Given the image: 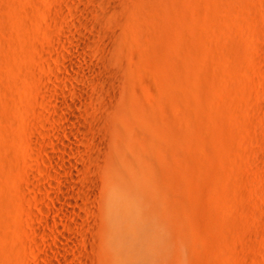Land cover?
Returning <instances> with one entry per match:
<instances>
[{
    "label": "rangeland",
    "instance_id": "rangeland-1",
    "mask_svg": "<svg viewBox=\"0 0 264 264\" xmlns=\"http://www.w3.org/2000/svg\"><path fill=\"white\" fill-rule=\"evenodd\" d=\"M135 172L139 264H264V0H0V264H116Z\"/></svg>",
    "mask_w": 264,
    "mask_h": 264
},
{
    "label": "bare ground",
    "instance_id": "bare-ground-1",
    "mask_svg": "<svg viewBox=\"0 0 264 264\" xmlns=\"http://www.w3.org/2000/svg\"><path fill=\"white\" fill-rule=\"evenodd\" d=\"M114 3V2H113ZM111 5V4H110ZM109 5V6H110ZM108 6V7H109ZM113 11V10H112ZM114 12V11H113ZM118 13V12H117ZM120 13V12H119ZM115 37V36H114ZM110 42V41H109ZM106 45V44H105ZM113 45V44H112ZM111 45V46H112ZM105 48V47H104ZM112 49V48H111ZM110 49V50H111ZM107 50V49H106ZM103 51H104V49H103ZM102 51V53L104 54V52ZM107 52V51H106ZM105 55V54H104ZM106 55H107V53H106ZM112 55V54H111ZM102 60V59H101ZM99 64V63H98ZM101 65V64H100ZM103 65V64H102ZM99 66V65H98ZM100 67V66H99ZM110 67V66H109ZM71 68V67H70ZM108 67H106V69H107ZM111 68V67H110ZM105 69V68H104ZM71 70V69H70ZM87 70V69H86ZM85 70V71H86ZM98 70V69H97ZM107 71L109 72V70L107 69ZM76 72V71H75ZM84 72V71H83ZM96 72H98V71H96ZM105 72V71H104ZM107 72V73H108ZM79 73V72H78ZM77 72H76V75L78 74ZM75 74V73H74ZM88 74H89V72H88ZM94 74V73H93ZM93 74H91V75H93ZM104 74V73H103ZM110 74V73H109ZM115 74V73H114ZM90 75V74H89ZM108 75V74H107ZM78 76V75H77ZM76 76V77H77ZM83 76V75H82ZM82 76H80V79H82L83 77ZM103 76V75H102ZM116 76V75H115ZM82 77V78H81ZM86 77V76H85ZM96 78H97V75L95 76ZM104 77V76H103ZM79 78V77H78ZM93 78V77H92ZM96 78H95V80H96ZM88 79V78H87ZM90 79V78H89ZM94 79V78H93ZM100 78H99V75H98V78H97V81L99 80ZM108 79V78H107ZM113 79V78H112ZM84 80V79H83ZM103 80H104V78H103ZM88 81V80H87ZM101 81V80H100ZM105 81V80H104ZM107 81V80H106ZM91 82V81H90ZM87 83V82H86ZM93 83V82H92ZM106 83V82H105ZM108 83V82H107ZM113 84H114V82H112ZM102 84V83H101ZM110 84V83H109ZM70 85V84H69ZM97 85H98V83H97ZM100 86V85H99ZM106 86V85H105ZM108 86V85H107ZM112 86V85H111ZM70 87H72V86H70ZM105 88V87H104ZM114 88V87H113ZM71 89V88H70ZM106 89V88H105ZM104 89V90H105ZM108 90V89H107ZM113 90V89H112ZM116 90V89H115ZM100 91V90H99ZM98 91V92H99ZM108 91H110V90H108ZM114 91V90H113ZM105 93V92H104ZM103 93V94H104ZM113 93H115V92H113ZM97 95L99 96V94L97 93ZM101 95V94H100ZM85 103V102H84ZM60 104V103H59ZM59 106V105H58ZM63 106V105H62ZM106 106V105H105ZM101 107V106H100ZM104 107V106H103ZM108 108H109V106H108ZM98 109H99V107H98ZM94 110H95V108H94ZM104 110V109H103ZM97 111V110H96ZM101 111V110H100ZM98 112V111H97ZM101 113V112H100ZM103 114V113H102ZM94 115H96V114H94ZM96 117V116H95ZM69 119V118H68ZM71 121V120H70ZM100 121V120H99ZM73 122V121H72ZM101 124H102V122H101ZM104 124V123H103ZM105 125H106V123H105ZM71 126H72V124H71ZM74 126V125H73ZM98 126V125H97ZM108 126V125H107ZM111 126V125H110ZM105 127V126H104ZM75 128H76V126H75ZM97 128V127H96ZM102 129V128H101ZM105 129V128H104ZM108 129V128H107ZM96 132V131H95ZM108 132V131H107ZM64 135H66L65 133H63ZM99 134V133H98ZM93 136V135H92ZM67 137V136H66ZM104 137V136H103ZM102 138V137H101ZM94 139V138H93ZM95 141H96V143L95 144H97V146L99 147V149L101 150V148H105V146H104V144L105 143H103L104 141H102L101 139H99V138H96L95 139ZM107 144V143H106ZM64 146V145H63ZM96 146V147H97ZM104 146V147H103ZM95 147V148H96ZM66 148H68V146H66ZM107 148V147H106ZM65 149V148H64ZM95 150V149H94ZM135 150H137V149H135ZM67 151H68V149H67ZM90 151H91V149H90ZM90 151H89V153H90ZM103 151V150H102ZM107 151V150H106ZM95 152H96V150H95ZM98 152V151H97ZM100 152V151H99ZM93 153V152H92ZM91 154V153H90ZM100 154V153H99ZM101 154H102V152H101ZM139 154V153H138ZM63 155V154H62ZM92 155V154H91ZM93 155H95V154H93ZM115 155V154H114ZM132 155V154H131ZM134 155V154H133ZM58 156V155H57ZM56 156V157H57ZM65 156H70V153L69 152H66L65 153ZM122 155L120 154V157H121ZM124 156V155H123ZM61 158L63 157V156H60ZM60 157H58L57 159L59 160V158ZM94 157V156H93ZM125 157V156H124ZM139 157H140V155H139ZM144 157V156H143ZM60 158V160L62 161V159ZM98 158V157H97ZM101 158H102V156H101ZM134 158V157H133ZM91 159V158H90ZM96 158L94 157V160H95ZM126 159V158H125ZM87 160V159H86ZM92 160H93V158H92ZM115 160V159H114ZM122 160V159H121ZM137 160V159H136ZM139 160H140V158H139ZM97 161V160H96ZM126 161V160H125ZM100 162V161H99ZM102 162V161H101ZM122 162V161H121ZM141 162H142V160H141ZM106 163V162H105ZM111 164H113V163H111ZM130 164V163H129ZM92 165V164H91ZM96 165V164H95ZM97 165H98V163H97ZM105 165V164H104ZM139 165H140V163H139ZM63 166V168H61V169H63V172H67L68 171V173H70V168L69 167H67V166H65V165H62ZM61 166V167H62ZM99 166V165H98ZM101 166V165H100ZM128 166V165H127ZM93 167H95V166H93ZM97 167V166H96ZM96 167H95V169H96ZM143 167H144V165H143ZM90 168V167H89ZM100 168V167H99ZM122 168V167H121ZM95 169H93V170H95ZM97 169H98V167H97ZM113 169H115V168H113ZM125 169H127V167L125 168ZM103 170V169H102ZM134 170V169H133ZM139 170V169H138ZM142 170V169H141ZM96 171V170H95ZM94 171V172H95ZM117 171H119V170H117ZM130 171V170H129ZM135 171V170H134ZM42 173H44V171L42 172ZM100 173V172H99ZM121 173V172H120ZM127 173V172H126ZM141 173V172H140ZM44 174H46V172L44 173ZM132 174V173H131ZM126 175V174H125ZM135 175H136V172H135ZM132 176V177H130V178H126L125 176V178L124 179H122L121 181H118V182H115V183H110V185H109V188L106 190V192L104 193V203H105V207H106V210L108 211V212H110V214H111V216H113V223H111V224H109L108 223V225H110L111 226V234H109V239H110V243L112 244H108V246L110 247H113V248H117L116 249V253L114 254L113 252V256L114 255H116L117 257V259H115V260H117V263L116 264H139L140 262H139V260H140V258H139V254H140V252H139V248L140 247H143L142 246V244L141 243H143L144 241L143 240H141V239H139V232L141 231L140 230V224H142L141 222L144 220L143 219V217L142 216H144V213L142 214V211H144L143 210V208H142V211H141V204H140V202L137 204V202L138 201H140L139 200V192L137 191V189H142V190H146L147 188H148V186H149V183L147 182V180H145L144 178H140L141 176L139 175V176ZM47 176V175H46ZM111 177H113V176H111ZM119 177V176H118ZM99 178V177H98ZM114 178V177H113ZM115 178H117L116 176H115ZM123 178V177H122ZM109 179V178H108ZM102 180V179H101ZM106 180V179H105ZM109 180H111V179H109ZM108 180V181H109ZM61 185L63 184L64 186H66L67 184H68V181H67V179L66 178H63L61 181ZM102 183V182H101ZM100 183V184H101ZM60 184V183H59ZM91 184V190L93 191V193H95L98 189V184H97V182H93V183H90ZM62 185V186H63ZM108 185V184H107ZM153 186V185H152ZM105 187V186H104ZM57 188H59V186L57 187ZM59 190L62 192V191H64V187H60L59 188ZM148 190V189H147ZM154 190V189H153ZM57 199H59L58 197H56ZM61 201V200H60ZM147 203V202H146ZM140 204V205H139ZM139 205V206H138ZM147 205H149V204H147ZM148 207V206H147ZM145 208V207H144ZM150 209V208H149ZM147 210V209H146ZM153 210V209H152ZM156 214V213H155ZM104 215V214H103ZM108 217H109V214H108ZM105 218V217H104ZM146 218V217H145ZM109 220V219H108ZM140 220H142V221H140ZM110 221V220H109ZM146 222H147V220H145ZM150 221V220H149ZM106 222V221H105ZM152 222H154V221H152ZM160 222V221H159ZM104 223V222H103ZM156 223V222H155ZM154 223V224H155ZM145 224H148V223H145ZM144 224V225H145ZM143 225V226H144ZM152 225V224H151ZM142 226V227H143ZM156 226V225H155ZM154 226V227H155ZM109 227V226H108ZM145 227V226H144ZM107 228V227H106ZM109 229V230H110ZM155 229V228H154ZM140 230V231H139ZM152 230V229H151ZM157 231V230H156ZM158 231L160 232V230L158 229ZM141 232H143V230L141 231ZM144 232H146L145 230H144ZM148 232V231H147ZM162 232V231H161ZM154 233H156V232H154ZM157 234V233H156ZM155 234V235H156ZM140 235H143V233L142 234H140ZM146 236V238H147V234H145ZM154 236V235H153ZM155 237H157V236H155ZM142 238H144V237H142ZM151 238H152V235H151ZM108 239V240H109ZM140 240H141V242H140ZM155 240V239H154ZM156 241H157V238H156ZM160 240H158L157 242H159ZM150 242V241H149ZM108 243V242H107ZM149 244V243H148ZM151 244H152V241H151ZM157 244V243H156ZM153 245H155L154 243H153ZM152 245V246H153ZM149 246V245H148ZM158 246V245H157ZM160 246V245H159ZM110 247V248H111ZM154 247H156V246H154ZM144 248V247H143ZM151 248V247H150ZM158 248V247H157ZM156 248V249H157ZM146 250V249H145ZM149 250V249H148ZM158 250V249H157ZM110 251H111V249H110ZM147 251V250H146ZM114 252H115V250H114ZM139 252V253H138ZM143 252V251H142ZM150 252V251H149ZM154 252H155V250H154ZM119 254V256H118V254ZM146 253V252H145ZM147 255V254H146ZM145 255V256H146ZM149 255V254H148ZM144 259H146L145 257H144ZM114 260V261H115ZM145 261V260H144ZM143 261V262H144ZM116 262V261H115ZM142 263V262H141ZM147 263V262H146ZM145 263V264H146Z\"/></svg>",
    "mask_w": 264,
    "mask_h": 264
}]
</instances>
